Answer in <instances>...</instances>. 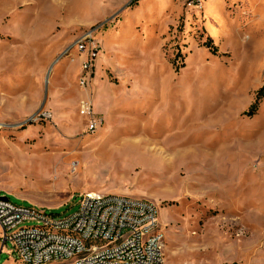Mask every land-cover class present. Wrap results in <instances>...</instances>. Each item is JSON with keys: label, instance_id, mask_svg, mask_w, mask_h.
Returning a JSON list of instances; mask_svg holds the SVG:
<instances>
[{"label": "rangeland", "instance_id": "1", "mask_svg": "<svg viewBox=\"0 0 264 264\" xmlns=\"http://www.w3.org/2000/svg\"><path fill=\"white\" fill-rule=\"evenodd\" d=\"M86 193L154 203L163 264H264V0H0V195Z\"/></svg>", "mask_w": 264, "mask_h": 264}, {"label": "built area", "instance_id": "2", "mask_svg": "<svg viewBox=\"0 0 264 264\" xmlns=\"http://www.w3.org/2000/svg\"><path fill=\"white\" fill-rule=\"evenodd\" d=\"M86 54L80 84L91 80L90 62L97 50L79 45ZM89 75L85 79L86 75ZM80 115L95 133L101 122L90 102H82ZM51 119V113H43ZM34 223L33 226H24ZM0 242L13 246L21 264H163L164 234L158 207L149 200L120 195H80L71 215L13 203L0 195Z\"/></svg>", "mask_w": 264, "mask_h": 264}, {"label": "trees", "instance_id": "3", "mask_svg": "<svg viewBox=\"0 0 264 264\" xmlns=\"http://www.w3.org/2000/svg\"><path fill=\"white\" fill-rule=\"evenodd\" d=\"M206 45H207L209 48L212 49L213 47H211V46H214V45H213V41H212V39L209 38V40L207 41ZM212 50L215 51V49H212ZM256 108H257L256 104L252 105V109L256 110ZM253 113H254V111H253ZM253 113H252V114H253Z\"/></svg>", "mask_w": 264, "mask_h": 264}, {"label": "bare ground", "instance_id": "4", "mask_svg": "<svg viewBox=\"0 0 264 264\" xmlns=\"http://www.w3.org/2000/svg\"><path fill=\"white\" fill-rule=\"evenodd\" d=\"M119 46V45H118ZM118 63V62H117ZM200 70V69H199ZM205 73V72H204ZM144 75V74H143ZM202 75V74H201ZM197 77V76H196ZM148 85V84H147ZM200 85V84H199ZM202 85V84H201ZM187 98V97H186ZM190 101V100H189ZM112 113V112H111Z\"/></svg>", "mask_w": 264, "mask_h": 264}, {"label": "crops", "instance_id": "5", "mask_svg": "<svg viewBox=\"0 0 264 264\" xmlns=\"http://www.w3.org/2000/svg\"><path fill=\"white\" fill-rule=\"evenodd\" d=\"M52 70V69H51ZM52 72V71H51ZM99 195H104V194H99Z\"/></svg>", "mask_w": 264, "mask_h": 264}]
</instances>
